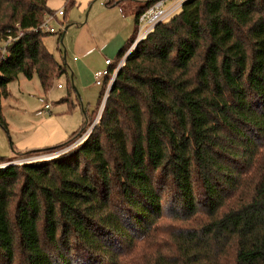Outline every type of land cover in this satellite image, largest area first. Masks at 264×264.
Here are the masks:
<instances>
[{"label":"trees","instance_id":"trees-1","mask_svg":"<svg viewBox=\"0 0 264 264\" xmlns=\"http://www.w3.org/2000/svg\"><path fill=\"white\" fill-rule=\"evenodd\" d=\"M132 1L138 20L158 0ZM55 12L0 0L7 130L10 82L68 73L40 28ZM135 37L77 146L84 109L66 141L25 152L60 153L0 156V264H264V0H185L129 51Z\"/></svg>","mask_w":264,"mask_h":264},{"label":"rangeland","instance_id":"rangeland-1","mask_svg":"<svg viewBox=\"0 0 264 264\" xmlns=\"http://www.w3.org/2000/svg\"><path fill=\"white\" fill-rule=\"evenodd\" d=\"M69 1L72 3L75 1V3L70 6L68 0H49V6L53 12L63 10L66 13L65 15L58 14L50 21V26L56 32L49 33L44 29L48 34L43 39L45 47L58 60L67 65L68 73L59 76L47 91L43 89L37 73L33 78L20 74L17 79L8 84L10 94L4 98L2 104L8 130L0 125V156L11 159L12 163L21 164L30 159L42 160L61 152L60 149L54 152L28 155L25 152L47 147L21 151L18 144L56 146L66 141L68 133L77 131L83 125L86 121L84 110L92 115L91 123L96 119L93 112L98 105L101 86L95 83L94 73L104 68V56L100 46L104 44V40L110 41L119 29H122L123 24L119 19L120 15L115 14L118 10H113L114 6L106 5L108 0ZM172 2L173 0H169L166 4L170 5ZM140 3L132 0L125 1L119 9L125 16H133ZM179 10L180 8L177 12ZM132 11L133 15L129 14ZM132 23V30H134L135 19ZM64 30L63 41L58 43V37ZM92 33H95L94 38ZM133 43L134 41L132 45ZM94 46L95 51L90 49ZM120 49L121 47H117L115 41L112 42L107 57L115 60ZM87 50L89 51L86 52ZM75 56L79 58V61L74 60ZM60 83L63 85L62 88L58 87ZM65 98L73 101L75 105L73 109L70 108L68 102L62 101ZM46 103L50 104L52 112L44 111ZM40 110L44 111L41 115L38 114ZM99 110L100 108L96 114ZM54 131L56 134L53 138L45 137L46 133ZM5 151L7 152L3 153Z\"/></svg>","mask_w":264,"mask_h":264},{"label":"built area","instance_id":"built-area-1","mask_svg":"<svg viewBox=\"0 0 264 264\" xmlns=\"http://www.w3.org/2000/svg\"><path fill=\"white\" fill-rule=\"evenodd\" d=\"M168 1L169 0H158L153 5H151L149 8H147L144 12H142L140 14V16L137 20L136 37H135L134 43L131 46L129 51H131L139 41L144 39L155 28V26L157 24L167 20L172 14H174V12H176L182 6V4L184 3L185 0H173L172 4L167 5L166 3ZM58 14L63 15L64 11L60 10L59 12H55V14H51V15L47 16L43 20V22L41 23L40 28L46 29L49 33H55L56 30L52 26H50L49 23L53 18L57 17ZM105 63H106L105 68L97 70L94 73V81L99 86H101L103 84L105 77L109 74V67L114 64V60L107 57L105 60ZM122 64H123V60L119 61L118 64L115 66V69H114V72L112 73L111 80L108 84V87H110L117 71L120 69ZM59 86L61 87L62 85L60 84ZM102 108H103V104H102V106H101V108H100V110L96 116L95 121L93 122L92 126L90 127V129L99 120ZM44 111L46 113L51 111V107H50L49 103L45 104ZM44 111L40 110V111H38V114L41 115L44 113ZM90 129L88 131H86V133H84V135L81 138H79L75 143H73L72 146H74V147L77 146L89 134ZM70 147H68V148H70ZM35 160L36 159H30L27 162H32ZM8 163H12V161H8V162L4 163L3 165L8 164Z\"/></svg>","mask_w":264,"mask_h":264},{"label":"crops","instance_id":"crops-1","mask_svg":"<svg viewBox=\"0 0 264 264\" xmlns=\"http://www.w3.org/2000/svg\"><path fill=\"white\" fill-rule=\"evenodd\" d=\"M113 7V6H111ZM113 10H118V11H115V14H118L120 15L119 16V19L121 21V23L123 24L122 26V29H119V31L117 32V34L112 37V39L109 41V40H104V44L102 46H100V49L102 50V53H103V56H104V68L106 67V63H105V60L107 58V56L109 55L108 53V50L111 48V43L115 41L117 47L120 46L122 47V45H124L126 43V41L128 39H130L136 32V22H137V19L136 17L134 16L135 13L132 11V12H129V14H132L134 13L133 16H125L122 11L119 9V6L118 5H115L114 8H112ZM135 19V28L134 30H132V20ZM93 35V38L95 37V33H92ZM96 41V38L94 39ZM90 49H95V46L90 48ZM89 50H87L86 52H88ZM95 51V50H94ZM104 51V52H103ZM107 52V53H106ZM110 58V57H109ZM79 58L77 56L74 57V60L75 61H79L78 60ZM61 61V60H60ZM103 69V68H102ZM100 70V69H99ZM96 72V71H95ZM61 84V83H60ZM58 84V87L59 88H62L63 85L60 87ZM10 93V92H9ZM4 100V99H3ZM2 104H3V101H2ZM22 131H26V130H22ZM74 132V131H73ZM67 133V132H66ZM72 133V132H71ZM71 133H68L67 134V138L68 136L71 134ZM56 134V131L54 132H49V133H46L45 137L48 136L49 139L53 138L54 135ZM45 137L43 139V142L45 140ZM66 138V139H67ZM55 143V142H54ZM59 143V142H58ZM57 144V143H56ZM54 144V145H56ZM42 145V146H40ZM51 144H38V145H35V144H31V145H22V144H18V148L19 149H22L21 151H25V150H28V149H32V148H38V147H50ZM53 145V144H52ZM34 150V149H32ZM2 151H3V148H2ZM31 151V150H30ZM7 151L3 152V153H6Z\"/></svg>","mask_w":264,"mask_h":264},{"label":"water","instance_id":"water-1","mask_svg":"<svg viewBox=\"0 0 264 264\" xmlns=\"http://www.w3.org/2000/svg\"><path fill=\"white\" fill-rule=\"evenodd\" d=\"M66 29H67V27H66ZM66 29H65V30H66ZM65 30H64V33H65ZM64 33H63V36H64ZM63 36H62V38H61V42L63 41Z\"/></svg>","mask_w":264,"mask_h":264}]
</instances>
